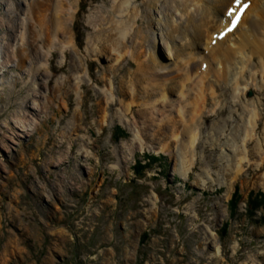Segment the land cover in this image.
Instances as JSON below:
<instances>
[{"label":"rangeland","instance_id":"obj_1","mask_svg":"<svg viewBox=\"0 0 264 264\" xmlns=\"http://www.w3.org/2000/svg\"><path fill=\"white\" fill-rule=\"evenodd\" d=\"M75 1L69 23L74 47L55 43L43 60L45 46L28 39L31 53L20 63L24 11L42 6L0 0V264H264L260 81L244 99L261 115V155L252 140L248 161L236 172L243 143L234 132L244 101L234 100L223 82L216 84V99L207 98L196 123L201 141L193 164L180 175L179 158L160 151L166 143L177 146L168 137L171 125L157 130L150 121L144 124L146 113L135 104L125 113L131 96L142 95L129 82L136 70L129 53L139 27L115 64L114 52L96 56L102 28L96 24L101 16H113L115 1ZM142 1L131 0L129 9H144ZM121 15L115 12V20L128 19ZM139 19L146 30L147 16ZM29 28L31 35L40 32L32 22ZM156 28L158 58L171 63L164 25ZM104 92L112 98L108 105ZM133 126L143 148L131 152L126 148ZM229 138L235 151L227 146Z\"/></svg>","mask_w":264,"mask_h":264},{"label":"bare ground","instance_id":"obj_2","mask_svg":"<svg viewBox=\"0 0 264 264\" xmlns=\"http://www.w3.org/2000/svg\"><path fill=\"white\" fill-rule=\"evenodd\" d=\"M35 1L36 4L41 3L42 8L39 12H35L31 7L24 11L26 23L21 27L22 42L25 41L22 48L24 51L23 53L20 51V55L18 53L16 57L20 63H25L27 61H24L25 57L31 53L25 47L28 39L45 46L43 60L50 54L55 43L62 49L74 47L69 23L76 12V1ZM114 1L112 5L114 9L110 10L113 16H101L98 20L99 24H96L102 26L99 32L100 37H98L101 47L96 51V56L108 50L116 54L115 64L119 63L123 60V52L129 49L125 44L128 43L131 30L139 27L133 35L135 46H131L133 50L129 53L136 64V70L129 82L130 86H133L132 89H137L136 94L142 93V95L131 96V102L125 105V113L128 114L132 110L131 104H135L146 113L142 119L144 124L150 121L151 126L154 125L157 130H163L168 124L171 125L173 131L168 137L173 139L177 146L175 145L176 148L173 149V146L166 143L160 151H166L170 156L179 158L180 167L177 169L180 175L185 176L193 164L194 152L201 138L196 123L205 111L207 98L216 99V84L224 82L230 85L232 98L237 102L244 101L240 117L241 124L234 132V134H240L243 143L242 149H237L239 157L234 165L236 172L240 173L243 163L248 161L247 144L256 140L257 153L260 155L262 148V143L256 138V129L261 115L256 104L244 98L249 87L255 86L257 81H260V86L264 88V0H240L239 6L233 8L231 15L226 14V10L237 0H143L144 9L140 5H135L132 11L129 9L131 0ZM138 1L134 0L135 3ZM247 2L249 6L233 31H229L223 39L219 38L218 35L228 28L239 8ZM115 12L122 13L121 17L125 15L128 19L115 20ZM145 15L147 29L143 30L139 18ZM155 15L156 18H154ZM157 16H161L162 22L157 20ZM27 19L34 24V27H38L40 31L38 35H31ZM107 23L109 26L104 29L103 24ZM160 24L164 25L166 30L164 46L167 55L175 59L171 63L165 59H159L157 55L159 47H157V37L155 39L153 33L157 29L156 26ZM179 42L181 43L178 44ZM103 43H106V46ZM147 43H150V46L147 45L148 48H146ZM9 61L7 59V62ZM115 68L113 66L111 69ZM38 72L42 74L41 71ZM257 75L260 76V80ZM105 99L108 100V105L109 100H112L111 95L105 94ZM216 105H218L217 102ZM174 111L176 117L172 116ZM218 127L214 128L218 130L220 129ZM134 129L133 126L131 129L133 137L126 148L131 152L143 148L142 139L140 135H135ZM230 142L229 138L227 146L235 151V146ZM260 159L263 162V158L260 157ZM260 163L256 166L263 164ZM262 176L264 179V174Z\"/></svg>","mask_w":264,"mask_h":264},{"label":"snow or ice","instance_id":"obj_3","mask_svg":"<svg viewBox=\"0 0 264 264\" xmlns=\"http://www.w3.org/2000/svg\"><path fill=\"white\" fill-rule=\"evenodd\" d=\"M240 2V0H237V3H239ZM245 7H247V5H245ZM229 15H231V13H229ZM237 20L239 19V16H237V18H236ZM235 22L236 21H233V26H235Z\"/></svg>","mask_w":264,"mask_h":264},{"label":"trees","instance_id":"obj_4","mask_svg":"<svg viewBox=\"0 0 264 264\" xmlns=\"http://www.w3.org/2000/svg\"><path fill=\"white\" fill-rule=\"evenodd\" d=\"M152 158V160H154V157H151ZM148 160H150V158L148 159ZM140 166V165H139ZM146 166H148V165H146ZM150 166V165H149ZM142 168H140V169H138L137 168V170H141ZM134 170H136V168L134 169ZM138 172V171H137Z\"/></svg>","mask_w":264,"mask_h":264}]
</instances>
